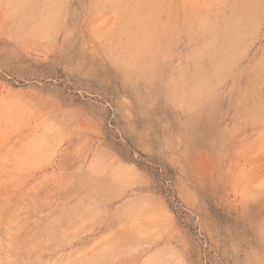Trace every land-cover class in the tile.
Listing matches in <instances>:
<instances>
[{"label": "rangeland", "instance_id": "1", "mask_svg": "<svg viewBox=\"0 0 264 264\" xmlns=\"http://www.w3.org/2000/svg\"><path fill=\"white\" fill-rule=\"evenodd\" d=\"M263 61L264 0H0V264H264Z\"/></svg>", "mask_w": 264, "mask_h": 264}, {"label": "bare ground", "instance_id": "2", "mask_svg": "<svg viewBox=\"0 0 264 264\" xmlns=\"http://www.w3.org/2000/svg\"><path fill=\"white\" fill-rule=\"evenodd\" d=\"M257 69L259 70V73L262 72V74L257 75V81L264 84V61L257 65Z\"/></svg>", "mask_w": 264, "mask_h": 264}]
</instances>
